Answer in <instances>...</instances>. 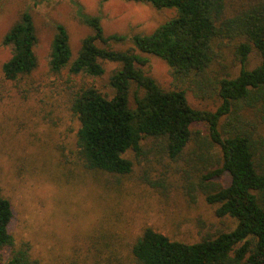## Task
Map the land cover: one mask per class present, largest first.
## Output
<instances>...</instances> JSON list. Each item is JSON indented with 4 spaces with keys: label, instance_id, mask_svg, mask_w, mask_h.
Instances as JSON below:
<instances>
[{
    "label": "rangeland",
    "instance_id": "374dc122",
    "mask_svg": "<svg viewBox=\"0 0 264 264\" xmlns=\"http://www.w3.org/2000/svg\"><path fill=\"white\" fill-rule=\"evenodd\" d=\"M225 1V13L231 15L251 0ZM80 8L100 17L104 34L125 35L124 41L112 43L122 50L132 48L131 35L148 34L175 15L173 8L158 9L130 0H1L0 188L11 204L8 230L16 243L29 244L38 264H135L130 246L145 227L187 243L232 229L234 218L218 217L216 204L206 202L204 192L197 188L202 174L220 166L215 157L218 145L196 140L198 136L209 138L204 122L192 124V137L175 160L145 138L144 155L124 154L133 161L128 174L85 167L76 145L79 122L69 99L84 83L93 82L111 92L108 78L119 64L103 61L104 73L95 78L67 69L50 70L56 23L66 28L73 56L81 39L91 32L78 15ZM24 10L30 12L36 30L37 63L29 74L9 80L1 70L10 57L3 36ZM240 40H214V57L205 75L184 81L176 80L161 58L135 51L146 57L143 70L162 88H182L192 107L213 111L221 102L218 80L236 76L242 67L235 52ZM259 62L260 55L252 48L243 67L250 69ZM238 114L264 154V122L259 110L242 106ZM227 118H220L219 129ZM212 180L226 185L228 175L223 171Z\"/></svg>",
    "mask_w": 264,
    "mask_h": 264
},
{
    "label": "trees",
    "instance_id": "16d2710c",
    "mask_svg": "<svg viewBox=\"0 0 264 264\" xmlns=\"http://www.w3.org/2000/svg\"><path fill=\"white\" fill-rule=\"evenodd\" d=\"M130 1L173 8L175 15L148 34L131 35L132 48L122 50L113 48L112 43L127 37L104 34L100 17L80 8L78 15L91 32L81 39L74 56L66 28L55 24L51 71L67 69L95 78L104 73L103 61L119 64L108 78L111 92L102 91L93 82L72 91L69 101L79 122L76 145L80 159L89 169L125 175L132 171L133 161L124 154L144 155L143 139H152L159 151L175 160L192 137V124L206 123L209 138L198 136L196 140L218 145L215 157L220 166L202 174L197 188L204 192L206 202L216 204L218 217L234 218V227L192 243L172 240L145 227L130 246L132 257L135 264H264V154L254 132L238 114L242 106L257 107L264 122V0H251L231 15L225 13V0ZM234 37L243 38L235 46L242 67L236 76L218 80L221 102L213 111L192 107L184 89H164L142 68L147 59L139 52L164 60L178 81L193 76L201 79L213 60L214 40ZM3 43L10 48V57L1 66L6 79L33 71L37 35L28 10L5 32ZM252 48L259 53L260 62L247 69L243 64ZM224 115L228 121L219 129ZM223 171L228 175L226 185L212 180ZM11 217L10 201L0 188V264H38L30 245L16 243L9 232Z\"/></svg>",
    "mask_w": 264,
    "mask_h": 264
}]
</instances>
